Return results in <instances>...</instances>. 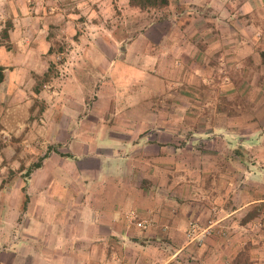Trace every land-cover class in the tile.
<instances>
[{
    "label": "crops",
    "instance_id": "obj_1",
    "mask_svg": "<svg viewBox=\"0 0 264 264\" xmlns=\"http://www.w3.org/2000/svg\"><path fill=\"white\" fill-rule=\"evenodd\" d=\"M3 2L10 20L5 39H0L7 44L0 46V136L24 142L34 136V131L25 129L32 117H37L33 123L46 121L38 114L45 103L32 112L31 93H41L45 86L41 80L49 76L52 48L45 33L23 39L19 50L17 29L28 27L39 33L86 23L99 28L96 23L101 21H108L109 27L117 11L122 12L119 6L140 10L129 0H0V6ZM158 12L162 18L158 15L143 34L124 45L112 31L88 42L103 50L96 55L80 53L72 66L77 75L86 76L83 90L95 91L88 82L98 69L93 65L95 56L104 61L102 71L115 73L100 82L98 91H112V97L114 89L122 91L114 86L115 69L120 72L126 65L139 71L145 76L138 81L144 93L133 94L137 91L133 87L125 91L128 98L144 103L128 100L124 109L116 111L110 104L112 97L106 96L108 108H113L110 115H92L93 121H83L81 129L62 105L50 106L43 115L48 114L45 124L51 131L44 128L38 134L50 140L49 146L54 144L53 153L72 159L63 168L57 159L55 166L49 165L50 154L28 178H21L25 173L18 160L25 151L22 142L6 144L2 156L8 155V170L0 177V242H7L0 253L10 243L14 249L3 264H178L184 255L193 256L197 264L232 260L234 240L221 242L214 234L198 246L187 242L185 231L192 222L206 226L214 221L219 227L234 228L231 235L240 230L235 231L237 225L246 226L250 206L264 203V163L255 167L234 160L228 164L217 157L216 148H204L202 133L175 130V115L160 117L156 109L164 92L148 81L154 75L172 76L174 82L195 76L206 71L205 59L259 60L260 65L246 66L247 74L257 65L264 67V0H169ZM148 96H152L150 108L145 105ZM74 111L70 112L75 115ZM91 142L93 148L85 150ZM49 146L40 147V152ZM228 150L230 159H236L239 151ZM40 152L39 156L46 153ZM37 172L45 178L39 181L37 195L30 196L33 185L29 183ZM206 194L207 200L201 201ZM19 219L21 228L16 230Z\"/></svg>",
    "mask_w": 264,
    "mask_h": 264
},
{
    "label": "rangeland",
    "instance_id": "obj_2",
    "mask_svg": "<svg viewBox=\"0 0 264 264\" xmlns=\"http://www.w3.org/2000/svg\"><path fill=\"white\" fill-rule=\"evenodd\" d=\"M117 2L119 4V1ZM6 5L7 3L3 2L0 6V26L5 24L4 28H0V39H5L3 37V31L9 30L7 19H9L8 17L10 16L8 11H6L8 6ZM119 8L122 12L119 10L117 11L116 18L109 23V27L107 26L108 21H101L100 23H96L99 28L95 26H92V28L89 23H86L82 24L80 27H73L72 25L52 27L47 30V32H45V30L44 32L40 30L39 33V30L28 27L17 29L16 32L21 38V43L16 44L19 50H22L25 44L23 39L29 36L35 37L36 35H44L45 33L47 34L49 42L47 45L50 44L52 48L50 54L48 53L50 55L48 64L51 69L49 76L41 80V84H45V86L42 87L43 90L41 93H31L32 112L36 110V106L37 108L39 107L40 103H45V107L38 114L41 116L42 122L44 119L46 121L41 124L33 123V120L35 118L37 119V117H32L29 126H25V129L30 128L31 131H34V136L24 142L20 140H14V142L11 138L6 141L4 138L5 136H0V177L7 174L8 170V167L6 170L5 160L8 155L6 158L3 157V152H6L7 143L13 142V144H18L22 142V144L20 143V147L25 149L24 154H20V157H18L19 162L21 159L22 168L25 170L21 178L26 175L28 167L41 157L38 154L40 152V147L45 149L46 146H49L48 143L50 140L44 139L43 134L40 138L38 133L39 130L44 128L48 129V131L50 130L51 126L49 123L45 124L48 122V114H45V116L43 115L44 113H49L50 106L62 105L61 109L66 111L68 116H74V119L71 118V120L79 121V124L75 127L81 129L80 126L82 125V127H84L85 125L83 121L86 123L93 121L92 115H94V117L110 115V111H113L112 106L115 107L117 111L124 109L125 102L128 100L137 103L145 102V100L128 98L126 96L128 92L125 91L126 89L130 91L133 87V89H137L133 94L144 93V91H142L143 87L141 88L138 86V81H141L145 76L142 77V73L139 71L127 68L126 65H123V68L121 67L120 72L115 69V71H117L115 76L117 81L114 86L121 88L122 91L120 92L114 89V97H112V91L110 93L98 91L100 82L104 81L106 78H111L115 73L112 74L110 69L105 72L102 71L104 61L97 60V56H95L93 65L98 69L94 71L93 75L89 76L90 78L88 81L93 83L92 85L95 87V91L83 90L87 88L85 81L86 76H81L79 72L77 75L75 69L72 67L74 65L73 63L79 59L80 53L85 54L87 52H93L96 55V53H100L103 50H101L99 46L88 42L93 41L99 36H109L112 31L113 36H118L123 39L122 45H124L138 34H143L155 22L159 15V12L154 10L132 12L127 9L124 10L121 6H119ZM69 14H75L74 10H70ZM160 18L162 17L160 16ZM78 23L81 24L84 23V21ZM82 39L85 40L84 43L81 42ZM4 41L5 40L1 41L2 43H0V46H7ZM117 50H119V48H117ZM215 61L219 66L216 65V67L213 64ZM217 61L218 60L207 61L205 59L204 68H207L206 71H199L197 75L192 77H181L179 82H174L175 78L173 79L172 76L154 75L152 81L149 80L148 84L155 87L158 86L159 90L164 92L160 95L161 97L158 100L156 109L160 117L172 114L175 115V123L172 125L175 130L178 129L183 132L191 130L192 132L202 133L206 138L204 148H216L219 151V156L217 157L224 158L225 162L228 164L234 163L235 160L238 164L244 163L248 166H260L264 163V76L259 74L262 72L261 70H264V67L257 65L250 74H247L246 66H252L250 68H253L255 64H259V60L256 61L257 63H254L252 60L248 62L241 59L236 61ZM117 63L120 65L121 62L117 61ZM55 72L57 74H55ZM254 73H256L255 77L253 76ZM81 82H83L82 84H84V86H80L81 88L77 87V84ZM106 96L112 97V100H110L112 106L110 108H108L109 106L106 102L108 99H106ZM147 100L148 102H146L145 105L150 106L152 96H148ZM121 102H123V104L120 107ZM149 106L148 108H150ZM72 110L75 115L70 112ZM161 125L164 126V128L167 127L166 124H160L159 126ZM93 145V142L87 143V146L84 148H86L85 150H89L93 148ZM49 147L53 149L54 144ZM49 147L47 151L42 150L43 152H40V155L43 154L44 151L48 153L47 157L51 154L53 159L49 165L55 166L56 162L54 159H57V164L61 165L63 168L68 163L67 160L71 158L62 157L58 152V154L53 153L56 148L52 150ZM228 149L239 151L236 159H233L235 156L230 159V156L227 154L229 151ZM249 150L252 154L248 152ZM29 162L30 164L27 166ZM17 163L18 162H16V164ZM1 166L5 167V170H3L4 172L1 171ZM44 178V175L38 172L33 174L31 182L29 181V184L33 185L29 189L30 196L37 195L39 181L44 180ZM238 178L239 181L242 179L240 176H238ZM254 179L258 178L255 176ZM53 186L54 185H51L50 191ZM206 196L207 194L200 196V200L206 201ZM243 215H245V213H243L242 216ZM245 219H249V223L246 226L243 225L244 227L237 225L235 231L238 229L240 230L232 235L230 232L233 231L234 228L225 229L219 227L214 221H210L206 226L200 225L197 222H192L196 223L201 230L211 227L210 235H205L201 240H199L200 238L190 240L186 237L185 231V239L187 242H194L196 245L201 246L207 238L217 234L216 237L220 238L221 242L234 240L233 251H231L229 255L230 257L232 256V260L229 258V261H226L225 264H264V203L250 206ZM0 222L2 223V221ZM21 223V219L15 221L16 230L17 228H21ZM6 242L7 241L0 242V249H2V246H5ZM13 249L14 244L10 243L5 248V252L0 253V264L6 263L5 261L9 257L8 254L13 252ZM181 258L186 261L179 259L178 264H197L193 256L187 257L184 255Z\"/></svg>",
    "mask_w": 264,
    "mask_h": 264
},
{
    "label": "trees",
    "instance_id": "obj_3",
    "mask_svg": "<svg viewBox=\"0 0 264 264\" xmlns=\"http://www.w3.org/2000/svg\"><path fill=\"white\" fill-rule=\"evenodd\" d=\"M129 4L133 7L138 8L140 11L145 12L148 10H154V11H161L162 9L166 8L169 4V0H129ZM7 31H4V35H6ZM2 70L3 68L0 67V82L3 80L2 76ZM48 153L38 158V160L34 163H32L27 171H26V177L31 174V172L35 169H38L41 166V163L43 159L47 156ZM62 157L69 158V156L66 155H60Z\"/></svg>",
    "mask_w": 264,
    "mask_h": 264
},
{
    "label": "built area",
    "instance_id": "obj_4",
    "mask_svg": "<svg viewBox=\"0 0 264 264\" xmlns=\"http://www.w3.org/2000/svg\"><path fill=\"white\" fill-rule=\"evenodd\" d=\"M143 226V225H142ZM211 227L207 229H202L196 223H190L188 229L186 230V237L190 240H194L197 238H204L205 235H210Z\"/></svg>",
    "mask_w": 264,
    "mask_h": 264
}]
</instances>
